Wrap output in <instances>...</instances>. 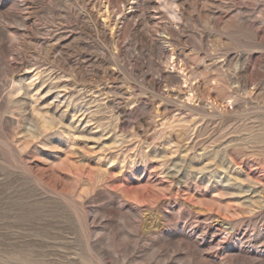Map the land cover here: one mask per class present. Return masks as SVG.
I'll return each instance as SVG.
<instances>
[{
    "label": "rangeland",
    "instance_id": "374dc122",
    "mask_svg": "<svg viewBox=\"0 0 264 264\" xmlns=\"http://www.w3.org/2000/svg\"><path fill=\"white\" fill-rule=\"evenodd\" d=\"M0 264H264V0H0Z\"/></svg>",
    "mask_w": 264,
    "mask_h": 264
},
{
    "label": "bare ground",
    "instance_id": "6f19581e",
    "mask_svg": "<svg viewBox=\"0 0 264 264\" xmlns=\"http://www.w3.org/2000/svg\"><path fill=\"white\" fill-rule=\"evenodd\" d=\"M128 1V0H127ZM91 2V1H90ZM131 2V1H130ZM86 3V2H85ZM108 3V2H107ZM122 3V2H121ZM96 4V3H95ZM123 4V3H122ZM109 5H112V4H109ZM98 6V5H97ZM125 6V5H124ZM126 6H128V4H126ZM112 7V6H111ZM123 7V6H122ZM122 7H121V11H122ZM130 7V6H129ZM211 7V6H210ZM92 8H93V6H92ZM108 8H107V6H105V9H104V14L105 15H108V14H106L107 12H108V10H107ZM129 9V8H128ZM112 10V9H111ZM110 10V11H111ZM94 12H96V11H94ZM112 12V11H111ZM200 12V11H199ZM102 14H103V11L101 12ZM120 13V12H119ZM127 13V12H126ZM205 14V13H204ZM97 15H100V14H98V12H97ZM111 16V15H110ZM114 16V15H113ZM109 18V17H108ZM115 18V17H114ZM103 19V18H102ZM115 20V19H114ZM203 20V19H202ZM206 23H207V21H206ZM101 24V23H100ZM101 26V25H100ZM118 27V26H117ZM153 27V26H152ZM101 28V27H100ZM101 30V29H100ZM110 30V29H109ZM114 30V29H113ZM120 31V30H119ZM118 32V31H117ZM159 33V32H158ZM162 33V32H161ZM105 35V34H104ZM159 35H160V33H159ZM158 35V36H159ZM112 36V35H111ZM170 36V35H169ZM112 38V37H111ZM159 38V37H158ZM165 39H169V38H167L166 36L164 37ZM107 40V39H106ZM168 41V40H167ZM115 42V41H114ZM168 42H170V41H168ZM167 42V43H168ZM112 44H113V42H112ZM170 44V43H169ZM169 44H163V48L164 47H171V45H169ZM116 46V45H115ZM173 47V46H172ZM175 48V47H174ZM175 50V49H174ZM174 50L173 49H171L170 51H171V53H170V58H169V61H168V68H170V66L173 64V62H174V60H176L177 59V57H176V53L174 52ZM177 50V49H176ZM165 53V52H164ZM168 54V53H167ZM180 54V53H179ZM235 55V54H234ZM237 55H238V53H237ZM165 56V55H164ZM183 56V55H182ZM210 56V55H209ZM208 56V57H209ZM241 57V56H240ZM165 58H166V56H165ZM226 60V59H225ZM230 60V59H229ZM234 61V60H233ZM211 62H212V60H211ZM214 62V61H213ZM231 62V61H230ZM235 62V61H234ZM210 63V62H209ZM213 64V63H212ZM220 66L222 65V64H219ZM226 65V64H225ZM210 66V65H209ZM221 69V68H220ZM223 69V68H222ZM226 69H227V67H226ZM243 69V68H242ZM247 69V68H246ZM224 70V69H223ZM248 70V69H247ZM228 73H229V71H227ZM222 73V72H221ZM234 73V72H233ZM235 75V74H234ZM233 76V75H232ZM245 77V76H244ZM160 78V77H159ZM161 79V78H160ZM250 79V78H249ZM168 80V79H167ZM239 80V79H238ZM155 81V80H154ZM165 82H167V81H165ZM161 83H163V82H161ZM184 83H186V81L184 82ZM228 83V82H227ZM237 83V82H236ZM164 84V83H163ZM230 84H231V82H230ZM164 85H166V84H164ZM245 85V84H244ZM159 86V85H158ZM236 86V85H235ZM238 86V85H237ZM249 86V85H248ZM168 87V86H167ZM242 87V86H241ZM165 88V87H164ZM169 88V87H168ZM167 88V89H168ZM171 88H173V87H171ZM170 88V89H171ZM247 88V87H246ZM257 88V87H256ZM174 89V88H173ZM233 89H235V88H233ZM240 89V88H239ZM239 89H238V91H239ZM178 90V89H177ZM228 90V89H227ZM244 90V89H243ZM246 90V89H245ZM88 91V90H87ZM166 91V90H165ZM169 91V90H168ZM179 91V90H178ZM242 91V90H241ZM259 91V90H258ZM101 92V91H100ZM90 93V92H89ZM97 93V92H96ZM161 93V92H160ZM231 93V92H230ZM253 93V92H252ZM98 94V93H97ZM168 95L167 96H169L170 98L171 97H173L174 98V93H167ZM180 94V93H179ZM234 94H236V93H234ZM243 94V93H242ZM250 94V93H249ZM260 94V93H259ZM178 95V94H177ZM233 95V94H232ZM239 95V94H238ZM257 95H258V93H257ZM101 96V95H100ZM251 96V95H250ZM253 96V95H252ZM233 97H234V95H233ZM236 97H238V96H236ZM249 97V96H248ZM192 98V95H188V97H187V100H192L191 99ZM208 98V97H207ZM255 98V97H254ZM172 99V98H171ZM241 99V98H240ZM177 100V99H176ZM231 101V100H230ZM252 101V100H251ZM175 102V101H174ZM178 103V102H177ZM205 104V103H204ZM240 104V103H239ZM173 105V104H172ZM228 105H230V103H228ZM243 105V104H242ZM246 105V104H245ZM202 107H203V105H201ZM240 106V105H239ZM213 107V106H212ZM259 108H261V107H259ZM34 109L35 108H33V111H34ZM206 109V108H205ZM260 110V109H259ZM32 111V112H33ZM196 111V110H195ZM198 111V110H197ZM239 111V110H238ZM237 111V112H238ZM202 112V111H201ZM36 113V112H35ZM34 113V114H35ZM40 113V112H39ZM39 113H37V114H39ZM205 113V112H204ZM209 114V113H208ZM246 114V113H245ZM251 114V113H250ZM210 115V114H209ZM216 116V115H215ZM215 116H214V118H215ZM230 116V115H229ZM37 117H39V116H37ZM235 117V116H234ZM237 117V116H236ZM43 118V117H42ZM41 118V119H42ZM254 118V117H253ZM216 119V118H215ZM256 119V118H255ZM213 120V119H212ZM41 122H43V121H41ZM57 123H58V121H57ZM60 123V122H59Z\"/></svg>",
    "mask_w": 264,
    "mask_h": 264
}]
</instances>
